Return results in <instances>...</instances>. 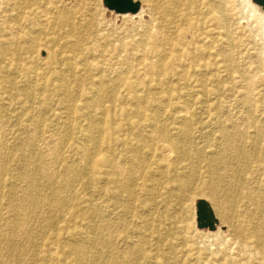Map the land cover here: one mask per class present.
<instances>
[{"label": "rangeland", "instance_id": "1", "mask_svg": "<svg viewBox=\"0 0 264 264\" xmlns=\"http://www.w3.org/2000/svg\"><path fill=\"white\" fill-rule=\"evenodd\" d=\"M55 1L67 8L81 5L73 10V17L81 21L78 28L85 34L89 30L97 33L96 28L90 29L85 22L91 12L97 15L102 35L97 41L94 37L88 40L92 39L89 41L92 48L98 50L100 45L110 42L108 53L112 58L106 57V65L101 70L87 68L86 62L79 64V69H83L79 73L74 69L77 81L68 78L71 86L68 103L75 106L71 114L64 106L67 105L64 95L38 87L47 74L41 70L28 75L11 70L15 68L14 61L17 66L37 65L40 69L43 62L47 64L46 57L52 46L43 27L28 29L39 39L33 49L19 42L15 46L16 60L8 63L1 58L0 143L6 145V151L1 154L0 165L6 170L0 173V263L16 264L18 259L19 264H78L77 254L70 245L86 242L81 264H110L112 256L117 257L116 264H264V248L254 244L241 249L242 255L233 262L226 260L230 256L224 250L227 246L221 247L228 231L222 223V214L237 208L236 201L244 186L240 182L252 181L257 188H261L259 183H264L262 9L258 11L247 0H224L226 31L209 21L186 33L181 37V46L192 52L200 47L206 55L196 52L197 60L190 61L183 50H178L174 71L163 79L153 74L149 78L137 75L138 71L145 72L141 58L134 55L140 49L135 46L144 30L141 19L110 10L102 0ZM138 1L147 10L145 0ZM7 2L0 0V6L4 7ZM115 44H123L124 50H114ZM98 50L86 56L89 63L98 61ZM222 52L225 58L220 57ZM132 54L140 59L134 62L130 78L152 85L133 90L118 84V72H125L126 67L117 57L127 58ZM158 55L146 52L145 56L155 60ZM204 57L208 60H202ZM61 63L55 67L56 71L67 68L68 63L67 66H63L64 60ZM102 79L118 85L102 91L94 86ZM78 81L84 83L79 85ZM94 123L101 125L90 131ZM187 125H191L188 131ZM29 128H35L40 135L34 136ZM236 131L234 143L221 139L222 132L233 135ZM158 133L164 134L170 145L168 163L163 161L165 154L158 152L161 144L166 145L158 140ZM54 137L59 140L56 149L49 158L45 156L51 162V172L40 179L39 195L46 201L26 210L21 222L25 226L14 233L15 245L10 250L2 242L13 232L18 220L16 204L19 205L29 189L30 181L24 174L38 168L29 160L30 154L45 153L47 144L54 146ZM142 140L153 141L154 146L142 147L138 156L144 165L133 166L129 149L141 147ZM226 147L230 149L224 163L227 168L220 165L222 173L210 175L208 161ZM241 150L248 151L252 158L244 160ZM90 152L97 156L87 159L85 155ZM112 155L123 164V181L132 179L135 200L124 193L110 198L104 192L105 188L117 191L109 180L110 168L105 163ZM67 167L82 174L66 191L60 178ZM180 179L190 180L184 192L179 186ZM212 191L222 193L220 203L210 198ZM57 196L65 201L61 208L51 202ZM200 198L219 210H216L219 224L214 232L196 226L195 205ZM131 202L132 208L127 214ZM95 212L101 214V220L95 218ZM46 217L51 219L49 224H45ZM96 224L100 228L115 226L107 237L110 241L107 247L86 241L92 238ZM127 252L133 253L130 262L124 258Z\"/></svg>", "mask_w": 264, "mask_h": 264}, {"label": "bare ground", "instance_id": "2", "mask_svg": "<svg viewBox=\"0 0 264 264\" xmlns=\"http://www.w3.org/2000/svg\"><path fill=\"white\" fill-rule=\"evenodd\" d=\"M7 1L8 2L4 7L0 6V60L1 58H3L8 63L11 62L10 60H16L15 58L17 55H16L15 46L19 42L26 43L28 45L27 48L29 50L33 49L34 44H36L37 40L39 39L38 37L33 36V34H35L33 33L34 31H32L31 34V32L28 29H34V27H38V26L43 27L45 31L48 32L47 34L48 36L46 38L49 40V44L52 46L49 49V53L46 57L47 64L46 62H43L42 68L40 69L37 65L31 67L26 64L24 65L18 64L17 66L16 64L17 61H14L15 68H12L11 70H15V71L19 70L20 72L26 75H28L29 73L37 74L40 70L44 72V74H47L46 80L42 83H39L38 87L44 90L49 89L51 92L64 95V97L66 98L65 103L67 104L64 106H66L67 111L69 110V114L74 113L73 111L75 106H72L70 103H68L71 101V97L68 96V94L71 93V86L68 83L69 82L68 78H74L75 81H77L76 78H78L74 69H76L77 73H79L78 70H83V69H79L80 66L79 64L81 62H86V64L88 65L87 68L91 70L94 69L101 70L106 65L107 62L106 57L108 56L110 59L112 58L111 53H108V48L111 46L110 42H106L104 45H100L101 47H99L98 50L97 48L96 49L92 48L94 46L91 45L92 42H89L92 39L88 40V38L94 37L97 41L100 35H102V33L98 30V27L101 24L100 19L96 17L97 15L91 12L89 18L85 22L89 25L90 29L91 27L96 28L97 33L91 32V30H89L87 31L88 34H85L82 30L78 28L79 26L82 25L81 21L76 20L73 17L74 14L73 10L80 8L81 7L80 4L78 5L76 4L77 5L76 7L67 8L63 5H60V2L55 0H7ZM247 1L252 7L257 9L258 11L262 9L263 12L261 11L260 15L264 20V9L262 8V6L258 5L253 0H247ZM145 2L148 5V7L146 6L147 10L140 3V8L136 13H119L124 16L138 17L139 19H141L140 26L144 28L141 34L142 39H140L139 42L136 43L134 41L127 40L128 42H130L131 45L134 46L137 44L135 47L140 48V49H136V53L134 55L140 57L141 59L140 58H139L140 60L135 59L133 54L127 58H121L120 56L117 57V60L119 61L121 59L124 62V66L126 67L125 72L122 73L120 71V74L118 72V84H121L122 87H125L127 89L134 90L139 88L140 86L147 87L152 85L151 82L145 83L144 81L140 82L139 80H132L130 78L131 74L134 72L135 61L137 60L141 61L140 63H142L141 65L144 66V70H145L143 74H141L140 71H138L137 75H141L149 78V76L153 74L155 76H159L160 78L163 77V79H166L165 77L169 76L175 69L174 63L177 60L176 55L178 53V50L179 51L183 50L182 53L186 54L187 56L186 58L190 61L197 60L198 57L196 56V52H200L199 55H201V53H203V55L205 54V52L200 47H195L193 52L186 49V47L183 48L181 46V37H184L186 33L192 32V30L196 27L205 26L209 21H213L215 24L224 27L222 29L226 31V26L224 25L225 17L223 16L225 13L224 0H145ZM133 42L136 44H134ZM123 44H127V43L123 42ZM123 44H115L113 46V49L117 51L120 50V52H122L125 47ZM97 50H98V55H100L99 58H97L98 61L96 63H89L88 59H86V56L96 53ZM146 52L159 53L160 55H158L155 60H150L148 57L145 56ZM224 53L225 52H222L220 54V57L225 58ZM6 57H10V58H6ZM204 59L207 58L205 57L202 58V60ZM61 60H64V62H66L63 64V66H67V63L68 66L65 70L60 69L56 71L55 67L61 63ZM74 65L76 66V68L73 67ZM81 83H84V81L77 82V84L79 85ZM118 84L102 79L100 80L99 83L94 84V86L104 91L105 88L116 87ZM2 85L3 84H0V86ZM49 97L50 95H48L47 98ZM184 112H186L185 114L187 115L189 114L187 113L188 111H184ZM186 123L190 124L191 121H187ZM100 125L101 124L95 125L94 123L90 128V131L94 126H100ZM190 128L191 125H187L186 131H188ZM90 131H88V134L91 136ZM29 132L34 136L38 134L35 128L32 129L29 128ZM158 134H159L158 140H162L166 144V145L161 144V146L158 148V152L161 153L163 152L165 154L163 157L164 158L163 161L168 163L167 159L169 157V154L172 152L169 151V149H171L169 148L170 145L166 143L167 142L165 141L166 136L164 134L162 133H158ZM236 135H238L237 131L233 135L222 132L221 139L227 140L229 144L234 143V141L237 140L235 138ZM261 135H264V130L261 131ZM52 141H54L53 144L54 146L50 147L47 144V148H46L47 153L46 152L31 153L32 151L29 152L31 153L29 160L35 163L38 168L33 172L29 171L28 173L24 174V176L28 177L30 181V184L27 183L29 189L27 194L20 201L19 205L16 204V208L18 212L17 215L18 220L12 230L13 232L9 234L7 237H4V241L2 242V244L5 245L10 250L15 245L14 244L15 240H13L15 238L14 233L19 228L25 226V225L23 226L21 222L23 220V216L26 210L35 209L37 206L42 205L46 201V199L43 196L39 195V187L41 182L40 179L44 175H48L49 172H51L50 169L51 162L49 163L46 160V158L50 157L49 154H51L52 156L54 149H56L55 144H57L56 142L59 140L57 139V137H54ZM1 143H0V157L1 154H3L4 151H6V145ZM152 143L153 141L150 140H142L141 147H139L138 149L135 148L129 149V154L132 155L131 162L134 164V165L132 164L133 166L144 165L143 160L138 156L139 155L138 152L141 151L142 147L152 148L154 146V144ZM127 144H129V142ZM83 149L85 150V148ZM229 150L230 149L226 147L223 150L219 151V153H217L216 155L213 154L214 155L212 157L213 159H210L208 161V169L210 175L216 176L220 172L222 173L223 169L222 167L220 168V165L223 166L224 168H227L224 165V163L225 160L228 158ZM240 154L244 160H249L252 158V157L250 158V154L246 150H241ZM96 156L97 155L94 152H90L89 155H85L87 159L95 158ZM81 161H83V159ZM119 161H117L113 157V155L112 158H107L105 160V163L108 164L109 165L108 167L110 168V171L108 172L109 180L116 185L117 191H115V188L114 189L105 188L104 192L110 195V198H115L116 196L121 195L117 193H124L128 195L129 198L132 197V199L135 200V197H133L135 196V194L134 191H132L134 183L130 178H127L125 181H123L124 168L122 167L123 164ZM79 168L81 169V167ZM77 169L75 170L74 168L72 169L70 167H67L65 169V174L60 178V182L63 184V187L65 188L66 191L70 189L72 181L75 178H79L81 176L82 173ZM3 170H6V168L0 165V173L3 172ZM93 175L94 172L92 170L91 176ZM247 179L249 178L247 177ZM243 181L240 182L241 184H244V186L243 188H241L242 189L241 193L240 195H238L239 198L236 201V204L238 205L237 208L229 209L227 211H224V213L222 214V223L228 227L227 236L224 238L221 244V247L223 245L227 246L228 249H224V250H227L226 252L229 251L228 253H230V256L226 259L227 261L236 260L237 257H240V255H242L241 253L239 254L241 249L248 247L251 244L258 246L259 248H264V183L263 181L261 182V184L259 183V187L261 188H257L254 185L255 183H253L252 181L244 182V183ZM179 184L181 191L184 192L189 187L190 180L180 179ZM221 194L218 191H212V193L210 194V198L215 200V202L220 203ZM51 202L54 205H56L57 208H61L62 206H64L65 201L62 199V196H57L53 198ZM210 206L213 212L215 211L214 214L215 217L217 218V216L219 215H217L216 210L218 212L219 210L216 208V205H213L212 203L210 204ZM131 208H132V202L128 204L125 213L129 214ZM95 218L101 220L102 216L99 212H95ZM45 220H46L45 224H49L51 219L50 217H46ZM218 224L219 221L216 225V228L212 230V232L217 230ZM114 227H115L114 225H109L107 228H100L99 225L97 224L93 225V230H94L93 236L91 239L86 238V241L89 240L91 244L96 246L101 245L103 247H107V245L110 242L108 241L107 237L111 234L110 232L112 228L114 229ZM87 245L88 244L86 242H75L70 245V249L76 252L77 254L78 264H81L82 261L84 260L82 252L86 249ZM218 250L220 251L222 250V248L219 247ZM234 252H237V255H231ZM132 257H133V253L131 252H127L124 256L126 262H130ZM111 261L112 263L110 264H116L117 257L112 256ZM16 264H19L18 259L16 261ZM93 264H97V263L94 262Z\"/></svg>", "mask_w": 264, "mask_h": 264}, {"label": "water", "instance_id": "3", "mask_svg": "<svg viewBox=\"0 0 264 264\" xmlns=\"http://www.w3.org/2000/svg\"><path fill=\"white\" fill-rule=\"evenodd\" d=\"M103 4L117 13H136L140 8L138 0H102ZM264 9V0H253ZM195 219L198 228L214 230L218 223L210 203L200 198L196 201Z\"/></svg>", "mask_w": 264, "mask_h": 264}]
</instances>
